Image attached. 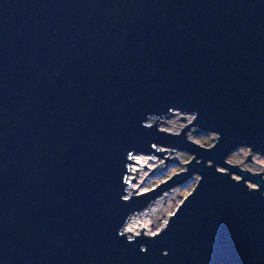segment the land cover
Segmentation results:
<instances>
[{"label":"water","instance_id":"obj_1","mask_svg":"<svg viewBox=\"0 0 264 264\" xmlns=\"http://www.w3.org/2000/svg\"><path fill=\"white\" fill-rule=\"evenodd\" d=\"M171 111L194 118L147 123ZM155 145L187 170L125 196ZM242 147L264 155V0H0V264H264L263 172L227 161ZM194 173L159 232H121Z\"/></svg>","mask_w":264,"mask_h":264},{"label":"rangeland","instance_id":"obj_2","mask_svg":"<svg viewBox=\"0 0 264 264\" xmlns=\"http://www.w3.org/2000/svg\"><path fill=\"white\" fill-rule=\"evenodd\" d=\"M183 117L185 119H183ZM147 121L148 124H153L156 119H159L157 122L159 125V128L162 130H167L172 133H180L181 129L185 127V125L189 124L193 118L194 114H182L179 111H171L168 114L162 115V116H152ZM161 120V123H160ZM190 131V140L204 146V147H210L216 139V135L214 133H203L199 130L197 127H189L186 130ZM155 149L161 151L160 149H167V152L163 153L166 154L168 159L165 164V158L162 157L158 161V169L155 172H152L149 176V180L146 185H144V190L149 191L151 189H154L157 187L160 183H163L167 181L171 176L174 174H177L181 171H186L187 166L184 165L185 163L190 162L191 160V154H188L182 150L171 148L167 146L162 145H155ZM249 155V150L247 148H239L235 152H232L228 158L227 161L231 164L237 165L244 169H249L252 172H263L264 176V155H260L259 153H254L252 155L251 161H246L247 156ZM164 163V164H162ZM237 178L236 175H233ZM199 178V175L197 173L192 174L190 177H188L185 181L177 183L172 188V193L169 197L162 200V202L159 203L157 210L154 212V214L146 220V223L144 225L145 232H158L160 229L164 227L166 224L169 215H171L174 211V209L182 202V200L191 192V190L194 188L197 180ZM125 182H129L126 181ZM130 185V182H129ZM249 186H254L249 183ZM170 188V189H171ZM148 189V190H147ZM127 197L130 195H140L136 194L134 192H128L127 187ZM148 221V222H147ZM122 233H126L124 230V226L121 230ZM126 235L129 238H132V234L126 233Z\"/></svg>","mask_w":264,"mask_h":264},{"label":"bare ground","instance_id":"obj_3","mask_svg":"<svg viewBox=\"0 0 264 264\" xmlns=\"http://www.w3.org/2000/svg\"><path fill=\"white\" fill-rule=\"evenodd\" d=\"M151 119V118H150ZM159 121V119H158ZM157 121V122H158ZM156 122V124L159 125ZM161 123V120H160ZM161 129V128H160ZM167 131V130H165ZM170 132V131H168ZM190 131H187L186 137L190 139ZM157 150V149H156ZM161 151H164L165 153L167 152V149H160ZM159 151V150H158ZM163 152V153H164ZM151 154V153H134L131 155V161L128 166V173L125 177V181L129 182L125 188V196H127V187H128V192H134L136 194H142L147 191L144 190V185L147 184L149 180V176L152 172H155L158 169V161L162 156H166V154ZM164 164V163H162ZM131 179H135L133 181H130ZM171 188V187H170ZM166 189L164 190L160 195H158L156 198L152 199L146 207L143 209L133 213L132 215L129 216L127 219L126 223L124 224V230L126 233L132 234V236L138 235V234H148V232H144L145 230V223L146 220H148L149 217H151L154 212L157 210V207L160 202H162L163 199L169 197L172 193V188L171 189ZM148 190V189H147ZM148 222V221H147ZM147 224V223H146ZM166 225V224H165ZM164 225V226H165ZM161 230V229H160ZM159 232V231H158ZM150 235V234H149Z\"/></svg>","mask_w":264,"mask_h":264},{"label":"built area","instance_id":"obj_4","mask_svg":"<svg viewBox=\"0 0 264 264\" xmlns=\"http://www.w3.org/2000/svg\"><path fill=\"white\" fill-rule=\"evenodd\" d=\"M145 230H146V229H145ZM144 232H145V231H144ZM146 232H148V231H146ZM146 232H145V233H146ZM154 233H156V232H154ZM154 233L149 232L148 234H147V233H146V234H147V235H149V234H150V235H153Z\"/></svg>","mask_w":264,"mask_h":264}]
</instances>
